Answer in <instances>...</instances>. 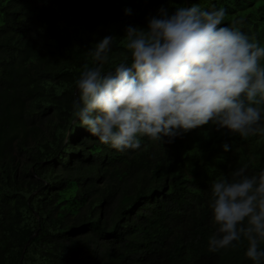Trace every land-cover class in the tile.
<instances>
[{
  "label": "trees",
  "instance_id": "trees-1",
  "mask_svg": "<svg viewBox=\"0 0 264 264\" xmlns=\"http://www.w3.org/2000/svg\"><path fill=\"white\" fill-rule=\"evenodd\" d=\"M193 5L264 47V0H0V264H255L244 239L209 251V204L214 181L264 171V135L209 124L119 152L72 114L96 44L115 38L114 70L128 26Z\"/></svg>",
  "mask_w": 264,
  "mask_h": 264
},
{
  "label": "clouds",
  "instance_id": "clouds-1",
  "mask_svg": "<svg viewBox=\"0 0 264 264\" xmlns=\"http://www.w3.org/2000/svg\"><path fill=\"white\" fill-rule=\"evenodd\" d=\"M225 16L224 8L181 6L171 15L161 8L146 30L126 28L124 47L130 57L124 54L107 72L103 64L115 38L104 37L91 51L99 66L84 65L76 81L73 116L100 143L119 152L140 149L145 137L170 144L209 124L245 140L264 135V47L225 25ZM246 168L211 185L209 207L217 229L209 251L236 248L244 239L245 255L261 264L264 171L249 176Z\"/></svg>",
  "mask_w": 264,
  "mask_h": 264
}]
</instances>
